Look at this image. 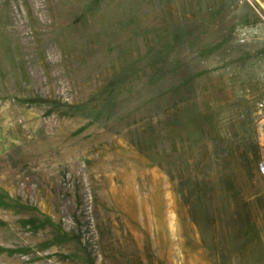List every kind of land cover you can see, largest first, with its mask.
Masks as SVG:
<instances>
[{"label": "rangeland", "instance_id": "rangeland-1", "mask_svg": "<svg viewBox=\"0 0 264 264\" xmlns=\"http://www.w3.org/2000/svg\"><path fill=\"white\" fill-rule=\"evenodd\" d=\"M0 264H264V0H0Z\"/></svg>", "mask_w": 264, "mask_h": 264}]
</instances>
